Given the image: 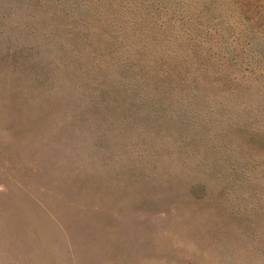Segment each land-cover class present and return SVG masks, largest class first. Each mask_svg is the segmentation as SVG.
I'll return each mask as SVG.
<instances>
[{
    "label": "rangeland",
    "instance_id": "1",
    "mask_svg": "<svg viewBox=\"0 0 264 264\" xmlns=\"http://www.w3.org/2000/svg\"><path fill=\"white\" fill-rule=\"evenodd\" d=\"M0 264H264V0H0Z\"/></svg>",
    "mask_w": 264,
    "mask_h": 264
}]
</instances>
